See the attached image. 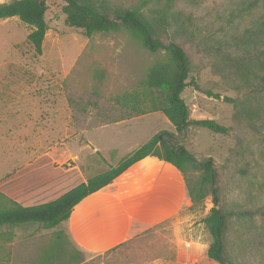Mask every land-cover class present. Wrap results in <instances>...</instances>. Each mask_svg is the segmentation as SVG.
Masks as SVG:
<instances>
[{
    "label": "rangeland",
    "instance_id": "1",
    "mask_svg": "<svg viewBox=\"0 0 264 264\" xmlns=\"http://www.w3.org/2000/svg\"><path fill=\"white\" fill-rule=\"evenodd\" d=\"M104 1L111 7L128 8L141 3ZM242 1L177 0L165 14L163 1L140 9L150 17L165 15L163 40L176 41L187 52L190 77L199 87L189 85L181 94L190 116L211 118L230 127L226 134L190 127L179 136L197 159L212 158L218 206L256 211L264 210V142L244 120L235 117V104L223 99H240L244 93L226 64L232 36L250 25L258 13L248 14ZM63 4L62 0H47L44 16L48 29L40 56H34L26 41L27 25L17 17L0 19V110L3 106L17 109L6 114L0 111V116L6 115V125L0 121L2 192L21 193L33 176L17 173L33 168H37L40 182L57 181L73 164L70 152L78 154L82 162L88 158L91 169L86 173L93 176L116 165L156 132L175 131L161 112L138 115L116 102V96L124 92L142 90V101L136 106L149 109L151 95L141 82L146 68L164 57L163 50L149 51L125 31L86 37L80 29L65 24ZM207 91L220 96H210ZM121 119L127 120L115 123ZM86 120L92 125L110 124L88 130L85 136L90 146L84 148L80 143ZM92 147L99 151L93 158L88 157ZM189 176L196 175L191 172ZM41 198L45 196L35 200ZM212 205L209 195L196 206L189 199L175 216L103 253L83 250L66 236L64 255L57 261L76 254L75 264H219L206 256L210 235L203 218ZM3 231H10L11 238ZM53 231L37 224L0 227V263L38 261L41 250L53 239ZM225 244L234 264H264V217L255 214L249 221L234 215L228 221Z\"/></svg>",
    "mask_w": 264,
    "mask_h": 264
},
{
    "label": "trees",
    "instance_id": "2",
    "mask_svg": "<svg viewBox=\"0 0 264 264\" xmlns=\"http://www.w3.org/2000/svg\"><path fill=\"white\" fill-rule=\"evenodd\" d=\"M64 22L70 27L80 29L86 37L95 33L125 31L152 52L163 50L164 57L154 61L146 68L142 85L150 96V107L142 110L144 91L124 92L116 96V102L131 107L136 114L160 111L174 126L175 131L160 130L146 142L122 157L114 166L87 178L68 189L53 200L24 206L0 191V227L13 228L27 224H37L44 229H52L53 239L41 250L40 259L33 263L11 264H75L76 254L58 262L64 255L67 236L62 224L69 218L73 208L84 197L111 183L133 163L146 156L165 160L179 169L185 179L187 197L192 206L200 204L208 195L213 203L203 218L210 235L206 248L208 259L219 264H234L227 255L225 232L228 221L234 215L252 221L255 214L264 217V210L222 209L218 206L217 171L211 157L197 159L184 145L180 134L190 127H203L215 133L226 134L230 127L219 124L206 117H191L189 108L182 97L184 89L192 85L198 89L193 77L187 52L182 44L163 40L165 36V15L147 16L140 8L148 3L163 1V14L177 0H141L133 7H111L104 0H62ZM243 9L257 16L242 32L232 36L230 56L226 57L229 72L237 77L244 88L242 98L224 96L223 99L236 106L235 117L245 124L264 142V0H243ZM47 0H7L0 2V19L17 17L30 30L26 41L34 56L42 53V42L48 29L45 20ZM100 74V73H98ZM96 73V75H98ZM210 96L218 93L207 91ZM191 172L195 177H190ZM11 238L10 231L3 235ZM1 262V259H0ZM1 264V263H0ZM9 264V263H6Z\"/></svg>",
    "mask_w": 264,
    "mask_h": 264
},
{
    "label": "crops",
    "instance_id": "3",
    "mask_svg": "<svg viewBox=\"0 0 264 264\" xmlns=\"http://www.w3.org/2000/svg\"><path fill=\"white\" fill-rule=\"evenodd\" d=\"M15 110L17 111L15 108L3 106L0 111L6 114L7 111ZM149 112L160 111L145 113ZM5 116H0L3 126L6 125ZM125 120L127 119H121L115 123L121 124ZM108 124L110 123L96 122L92 125L90 120L83 122L84 139L80 144H84V148L89 147L90 142L85 136L86 132ZM10 126L13 127L14 124ZM91 151L88 155L91 158L94 153L99 152L96 147H92ZM68 158H71L73 164L57 181L40 182V174L37 168H33L17 173V175H25V172H29L33 176L31 182L23 186L21 193L11 194L7 189L3 190V193L24 206L55 199L90 177L86 173L91 169V166L87 164L88 158L82 162L79 160V155L72 152ZM43 196L45 198L35 200ZM188 203L183 173L165 160L146 156L130 165L111 183L84 197L73 208L69 218L62 224V228L79 248L91 253H103L116 248L129 237L170 219Z\"/></svg>",
    "mask_w": 264,
    "mask_h": 264
}]
</instances>
